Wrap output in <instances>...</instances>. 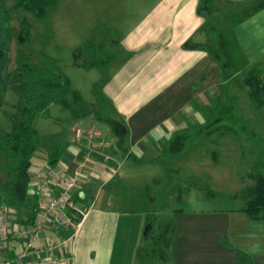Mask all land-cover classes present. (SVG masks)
I'll return each mask as SVG.
<instances>
[{"label":"crops","instance_id":"obj_1","mask_svg":"<svg viewBox=\"0 0 264 264\" xmlns=\"http://www.w3.org/2000/svg\"><path fill=\"white\" fill-rule=\"evenodd\" d=\"M222 1L224 9L206 8V15L199 12L200 0H135L128 6L135 19L117 34L118 40L103 44L117 48L107 64L116 70L104 86L98 108L89 115L75 111L70 129L55 133L64 134V143L58 161L52 164L57 177L52 194H58L62 178L73 179L75 198L87 211L74 217L73 226L44 230L36 250L24 262L30 263L39 254L47 256V243L60 240L64 246L54 252L62 258L59 264H150L144 254V239L153 228L149 214V233L146 230L143 239V234L132 232L127 220L131 216L116 207L119 199L110 189L122 175L121 161L132 156L153 160L156 154L159 158L168 149L172 128L178 132L187 122L201 126L198 112L220 109L221 94L230 96L237 86L236 75L242 81L254 68L264 74V7L253 9V0ZM234 3L246 5L236 18L228 8ZM217 47L221 49L216 51ZM220 58H243L244 65L236 75H226ZM243 87L248 88L239 85ZM96 116L111 135L96 128ZM77 127L86 132L80 139L75 136ZM91 131L96 133L91 136ZM51 135L42 138L33 170L50 162L47 138ZM29 195L39 210L35 182ZM243 207L220 216L229 223L236 245L221 240L228 236L223 231L213 234L210 243L197 234L195 244L188 239L178 242L175 231L168 247L172 264H264V221L251 219ZM79 216L82 219L76 223ZM25 219V225L34 221ZM17 223L23 225L17 217L10 218L11 229L16 230ZM230 223L236 229L230 231ZM4 246L6 256L13 258L24 248V239L11 236ZM148 249L154 258L155 248ZM167 257L164 254L163 261Z\"/></svg>","mask_w":264,"mask_h":264},{"label":"rangeland","instance_id":"obj_2","mask_svg":"<svg viewBox=\"0 0 264 264\" xmlns=\"http://www.w3.org/2000/svg\"><path fill=\"white\" fill-rule=\"evenodd\" d=\"M217 1L216 9H224V1ZM131 3L135 0H0V78L28 63L60 70L72 84L73 91L66 97L69 107L55 103L47 113L36 116L35 127L42 138L70 129L75 111L89 115L98 108L97 101L103 98L104 86L116 67L86 66L84 62L92 56L87 46L118 40L117 34L135 19L127 11L134 5ZM242 4L229 5L237 14L235 18L245 8ZM26 28L30 33L25 35ZM106 50L116 55L117 48L106 46ZM220 61L226 75H236L244 65L243 58ZM236 76L233 81L237 86L230 96L221 94L220 109L198 112L201 126L187 122L178 132L171 129V142L162 156L156 154L153 160L132 156L121 161L122 175L110 189L119 199L116 207L131 216L127 220L132 232L143 234V239L146 230L150 232L144 239V254L150 257V264H172L171 250L153 245L158 226L167 222H174L178 242L188 239L195 244L199 234L210 243L213 234L223 231L228 235L221 238L223 242L237 244L229 223L220 216L245 205L241 192L254 183L250 174L264 163V143L256 142L257 137L264 138V105L257 106L248 88H239L241 77ZM3 99L0 129L11 131L9 115L14 113L19 97L8 88ZM95 123L98 130L111 135L97 116ZM7 171V156L0 148V193ZM146 212L153 227L149 232ZM230 225V231L236 229ZM151 246L157 250L154 258L148 249ZM164 254L168 256L165 261Z\"/></svg>","mask_w":264,"mask_h":264},{"label":"trees","instance_id":"obj_3","mask_svg":"<svg viewBox=\"0 0 264 264\" xmlns=\"http://www.w3.org/2000/svg\"><path fill=\"white\" fill-rule=\"evenodd\" d=\"M216 5L218 1L200 0L199 12L206 15L205 9H216ZM252 5L253 9L264 7V0H253ZM29 33L30 29L26 28L25 35ZM212 36L216 38V33H212ZM87 48H90L88 52L92 56L84 62L86 66L106 65L110 62L111 55L104 56V53H108L105 45L92 43ZM216 49L219 51L221 48ZM1 54L3 55L4 52ZM27 64H22L17 72L5 74L0 78V109L4 104L3 93L8 88H11L19 97L14 113L9 115L12 130L0 129V148L7 156L8 168L6 180L2 184L3 191L0 193V205L13 208L17 214V221L22 224L26 222L27 216L29 222H32L38 212L36 200L34 201L29 195L34 182L35 157L43 143L35 127L36 116L39 113H47L50 106L55 103L69 107L70 104L66 97L70 91H73L70 79L62 71ZM240 83L248 87L253 101L258 107H262L264 105V74L262 71L258 68L250 70ZM63 135L59 133L47 138L51 145L47 153L50 162L43 164L44 166L55 169L52 164L58 161L59 148L64 143ZM251 137L255 138L253 135ZM256 142L264 143V138L257 137ZM250 175L254 183L241 192L245 199L242 211L253 220L264 221V163ZM81 219L82 217L79 216L75 222L78 223ZM166 224V226H159V233L155 235L156 247H169L173 241L175 224L174 222ZM155 251L157 252L156 248Z\"/></svg>","mask_w":264,"mask_h":264},{"label":"built area","instance_id":"obj_4","mask_svg":"<svg viewBox=\"0 0 264 264\" xmlns=\"http://www.w3.org/2000/svg\"><path fill=\"white\" fill-rule=\"evenodd\" d=\"M82 127H77L75 136L77 139L85 135ZM90 135H94L91 131ZM33 178L36 184L39 200V210L31 225H21L16 230L9 226L10 218L17 217L16 211L6 205H0V264H59L61 257L54 256L55 250L64 246V241L50 240L47 243V256H41L26 263L23 260L28 257L38 246L40 234L46 229L58 231L68 226H73L74 217L85 215L86 209L75 198L76 181L70 178H62L59 183V192L52 194V187L57 183L55 169L39 164L33 170ZM11 236L24 239V248L13 258L6 256L5 243ZM37 252V251H36Z\"/></svg>","mask_w":264,"mask_h":264}]
</instances>
